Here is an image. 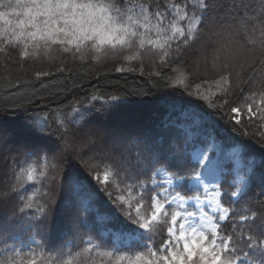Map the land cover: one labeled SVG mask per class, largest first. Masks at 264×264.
Instances as JSON below:
<instances>
[{"label": "snow or ice", "instance_id": "obj_1", "mask_svg": "<svg viewBox=\"0 0 264 264\" xmlns=\"http://www.w3.org/2000/svg\"><path fill=\"white\" fill-rule=\"evenodd\" d=\"M174 13L180 16V27L166 23L169 17L175 18ZM205 32L210 34L211 56L206 48L201 58L184 60ZM54 47L81 59L85 51L94 52L96 62L101 55L127 61L148 55L156 66L178 70L177 84L195 83L196 74L210 73L216 85L212 96L216 98L201 93L199 85L196 92L187 90L189 97L208 109L200 112L202 120L211 124L213 116L224 111L228 123L242 134L264 122V0L258 4L231 0L227 5L224 0H196L194 4L175 0L171 5L166 0H0V56L41 59ZM140 70L143 74V68ZM115 71L134 69L116 67ZM48 75L38 72L36 78ZM126 99V95L112 96V103L106 100L102 107H118ZM241 99L244 103H237ZM73 111L76 115L67 124L61 122L56 127L61 141L68 135V124L83 122L90 114L86 106ZM28 130L35 140L25 156L51 153L56 161L46 176L49 193L45 195L54 196L57 188L88 189L91 193L88 182L94 180L123 216L124 234L116 240L135 241L143 250L134 256L108 251V264H264V202L256 206L249 203L252 189L247 178L255 175L253 166L239 183L228 182L226 167L211 159L207 151L189 153L171 121L167 125L131 122L118 129L89 132L83 138L88 151L71 158L66 151L57 153L45 141L46 135H52L47 118L35 117L28 122ZM256 143L264 149V132ZM73 159L81 162L88 175L66 185L61 169ZM97 161L111 170L116 185L110 183L108 171L101 177L99 164L92 168ZM28 179H33L31 173ZM258 180L257 186L264 193V172ZM121 185L141 193L135 204L126 206ZM232 205L246 208L230 212ZM0 210L4 212L0 219V264H38L30 255L33 246L49 253L44 264H95L90 255L93 248L106 243L99 237H95L99 244L94 243L91 209L83 201L66 217L62 205H53L51 199L33 208L31 198L9 184L0 185ZM53 212L57 218L48 234L45 230ZM231 220L237 222L232 225Z\"/></svg>", "mask_w": 264, "mask_h": 264}, {"label": "trees", "instance_id": "obj_2", "mask_svg": "<svg viewBox=\"0 0 264 264\" xmlns=\"http://www.w3.org/2000/svg\"><path fill=\"white\" fill-rule=\"evenodd\" d=\"M166 2L171 5L175 0H166ZM189 2L194 4L196 0ZM250 2L258 4V0H250ZM224 3L227 5L231 0H224ZM220 11L224 12L226 9ZM173 15L175 18L169 17L166 23L180 27V16L176 13ZM152 39H156L155 34L152 35ZM208 42L209 33L205 32L203 39L183 59L191 62L193 58H201L206 48L210 57L212 49L208 47ZM95 55L94 52L85 51L81 59L79 55L66 54L59 47H54L48 56L41 59L30 58L24 61L16 54L8 58L0 56V137L3 138V142H0V183L2 185L18 186L24 197L31 198L33 208L43 204L46 199H51L53 205H62V214L66 217L74 214L75 205L81 201L85 202L91 209L89 215L94 243L99 244V240H95V237L106 242L104 246L93 248L90 255L95 264H108L109 258L105 255L108 251L120 250V254L127 256L143 254V250L136 247L135 241L125 243L116 240L117 235L124 234L123 216L117 212L115 204L109 199L103 186L96 184L94 180L88 182L92 186L91 193L88 189L70 191L57 188L54 196L45 195L49 193V180L46 176L56 161L51 153L25 156V152L29 151L28 146L35 140L28 130V122L35 117L47 118L52 135H46L45 141L53 146L57 153L66 151L71 158L77 152L83 154L88 151V147L83 144V138L89 132L118 129L131 122L139 125H158L163 122L167 125L171 121L172 127L181 136L184 147L189 153L197 150L205 151L211 143L218 145V163L226 167L228 182L239 183L240 177L247 172L249 166H253L255 175L250 174L247 178L252 189L249 203L256 206L264 202V193L257 186L258 178L264 172V168L261 167L264 164V149L256 143L260 133L264 132V122H257L242 134L228 123L224 111H220L213 116V122L208 124L200 118V112L208 110L203 106V102L187 95V90L196 92L199 85L201 93L209 95L210 99L216 98L212 96V93L216 92L212 74L199 73L196 74L195 83L186 81L185 84H177L179 71L156 66L148 55L137 61H127L123 57L111 54L101 55L99 62L92 59ZM59 67L65 70L60 72L57 70ZM116 67L133 68L134 71L116 72ZM38 72H49L50 75L37 79ZM154 72H159L160 75H152L151 73ZM124 95L127 99L118 107H102L106 100L112 103L110 97ZM93 97L97 99L94 100ZM237 103L242 104L244 101L241 99ZM197 104L201 106L198 108L195 106ZM81 106H86L89 116L83 122L68 124V135L64 141H61L59 134L56 133L57 125L61 122L67 124L68 119L76 115L73 109H79ZM234 146L241 149L242 159V166L236 171L233 170V164L226 155ZM97 164L100 167L101 177L105 171H108L110 183L116 185L118 181L104 164L97 161L92 164V168L95 169ZM61 172L65 173L66 185L76 177L84 179L85 175H88L78 159H73L72 163L64 165ZM29 173L33 177L32 180L28 179ZM120 187L123 189V185ZM225 190L227 189H222ZM90 195L91 199H89ZM123 195L127 206V204H135L141 193L133 192L129 188L123 189ZM224 206L228 205L225 203ZM245 208L246 205H232L230 212H243ZM150 211L149 209L148 215ZM3 215V210H0V219ZM56 218V213L53 212L49 226L45 230L48 234H51V223ZM236 222L229 221L232 225ZM236 234L239 236V231ZM85 239L89 237L86 236ZM30 255L37 259L38 264H44L50 259L49 253L44 248L36 246L32 247ZM85 255L89 254L85 253Z\"/></svg>", "mask_w": 264, "mask_h": 264}, {"label": "rangeland", "instance_id": "obj_3", "mask_svg": "<svg viewBox=\"0 0 264 264\" xmlns=\"http://www.w3.org/2000/svg\"><path fill=\"white\" fill-rule=\"evenodd\" d=\"M210 35V34H209ZM88 134V133H87ZM205 151H207V155L211 158V159H213L214 161H216V162H218V157H219V155H218V148H217V146L216 145H210ZM228 157H229V159H230V161H231V163L233 164V170H238L240 167H241V159H240V157H239V150L237 149V148H233L230 152H228V154H226ZM240 181V180H239ZM0 185H2L1 183H0ZM214 206V205H213ZM208 214L210 215V216H212L213 215V213H212V211H211V209L209 208L208 210Z\"/></svg>", "mask_w": 264, "mask_h": 264}]
</instances>
